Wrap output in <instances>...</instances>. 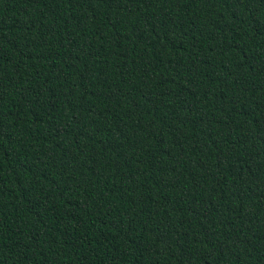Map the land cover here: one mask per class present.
<instances>
[{
	"label": "trees",
	"instance_id": "obj_1",
	"mask_svg": "<svg viewBox=\"0 0 264 264\" xmlns=\"http://www.w3.org/2000/svg\"><path fill=\"white\" fill-rule=\"evenodd\" d=\"M0 264H264V0H0Z\"/></svg>",
	"mask_w": 264,
	"mask_h": 264
}]
</instances>
